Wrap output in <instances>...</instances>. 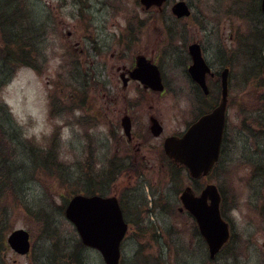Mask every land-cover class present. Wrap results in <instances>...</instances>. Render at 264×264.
Returning <instances> with one entry per match:
<instances>
[{
  "label": "rangeland",
  "instance_id": "obj_1",
  "mask_svg": "<svg viewBox=\"0 0 264 264\" xmlns=\"http://www.w3.org/2000/svg\"><path fill=\"white\" fill-rule=\"evenodd\" d=\"M5 1L18 13L13 33L17 39L29 34L32 46L31 64H21L0 83V102L19 132L8 153L15 162L7 173L10 199H0V264H105L97 250L83 246L64 216L72 195L89 192L122 199L129 226L119 264H264L260 0H184L191 15L179 20L170 10L178 0H168L161 13L144 10L139 0H0V7ZM191 41L202 44L209 61L230 60L232 65L221 155L211 172L196 180L172 165L162 150L163 139L183 131L195 114L184 79ZM104 50L108 65L113 51L123 61L146 55L158 63L167 83L163 94H145V104L134 108L133 122L143 128L145 161L129 168L106 165L126 139L109 135L121 115L107 111L103 121L97 111L101 93L94 73L101 60L97 52ZM116 107L122 109V101ZM151 117L160 122L159 136L149 130ZM10 142L0 136L2 150ZM207 183L220 192L231 235L212 261L179 200L185 186L198 194ZM18 228L29 233L27 255L6 243Z\"/></svg>",
  "mask_w": 264,
  "mask_h": 264
},
{
  "label": "water",
  "instance_id": "obj_2",
  "mask_svg": "<svg viewBox=\"0 0 264 264\" xmlns=\"http://www.w3.org/2000/svg\"><path fill=\"white\" fill-rule=\"evenodd\" d=\"M163 1L140 0L145 8L159 6ZM261 10L264 13V0H261ZM172 11L178 17L189 15V8L184 1L176 2ZM188 48L193 59L189 71L193 75L198 72L201 74L206 65L201 57L200 47L197 43H192ZM135 75L149 82L152 88L163 89L157 66L144 56L138 58ZM221 85V102L211 112L192 123L181 136H169L163 143L168 157L178 165H184L192 178L208 174L219 156L227 104L226 70L221 74ZM123 124L128 134L129 125ZM150 129L154 135H159L162 130L155 118L151 119ZM179 199L182 204L180 209H186L193 216L206 241L210 257H214L229 235L228 225L220 215L217 187L208 183L199 194H194L191 186H186ZM64 216L74 225L81 242L98 250L105 264L119 263L120 243L127 231V223L115 196L75 194L68 200ZM7 242L18 254L29 251V233L22 228L14 229L8 235Z\"/></svg>",
  "mask_w": 264,
  "mask_h": 264
},
{
  "label": "flooded vegetation",
  "instance_id": "obj_3",
  "mask_svg": "<svg viewBox=\"0 0 264 264\" xmlns=\"http://www.w3.org/2000/svg\"><path fill=\"white\" fill-rule=\"evenodd\" d=\"M163 5H169L168 0H166ZM152 9H155L157 13H161L164 10V6L161 8L151 7L150 9L144 10L148 11ZM146 19L147 18H144V20ZM176 19L179 20L178 18ZM192 42H197L199 44L201 56L206 64V67L201 74L200 72L195 75L191 74V72L189 71V66L193 64V61L188 53L189 62L184 70V79L191 91V97L193 103L195 104V114L193 120L186 126V128L183 131L178 132L176 135H181L190 126V124H192L194 121H197L204 114L211 112L220 103L222 96L221 73L224 70H227L228 83V101L225 126L227 120V111L230 103V89L232 86V65L230 64V60L226 61L223 59L218 63L209 61L205 56V51L202 44H200L198 41H191V43ZM106 51L107 50L97 52L98 57H100L101 59L100 62H98L99 69H97V72L95 71L94 73V84L97 86L99 92L101 93L99 104H97V111L100 113V118L103 121L109 117V115H107V111H113L121 115L118 119V125L116 122L113 123V127L109 130V135L118 138L124 137L126 139L125 144L123 143L125 146L122 145L123 147L121 146V148H118V146L115 147V151L111 154V159H108L106 165H108L109 168H129L131 166H135L138 163L143 164L145 161V154L143 152V144L141 140L143 136V128L139 125L138 127H136L133 122V113L137 114V111L134 108L144 103L145 99L143 98V95L145 94H163L167 89V83L165 75L158 63L156 61H153L146 55L139 53L129 61H123V58H116V52L113 51L109 54L110 58L113 60V63L108 65L107 56L104 55ZM140 56L151 59V61L158 66L160 79L163 84L162 91L154 90L150 86L151 84L149 82L143 81L135 75L137 61ZM236 64H238V62ZM117 88H121L122 90H137L139 95L137 94V97L127 96L125 94L119 95L116 91ZM119 101H122L123 105V108L120 110H118L116 107ZM100 104L105 105L106 108L104 110L101 109ZM123 123L129 125V135H127ZM120 134H122V136H120ZM118 142L120 143V140H118ZM118 202L121 205L122 199L119 200L118 198ZM194 230L196 231L195 235L198 236L199 234L197 233L199 231L197 226L194 228ZM200 238L203 240V243L207 249L204 239L201 236ZM206 256L210 261L213 260L209 257L208 252Z\"/></svg>",
  "mask_w": 264,
  "mask_h": 264
},
{
  "label": "trees",
  "instance_id": "obj_4",
  "mask_svg": "<svg viewBox=\"0 0 264 264\" xmlns=\"http://www.w3.org/2000/svg\"><path fill=\"white\" fill-rule=\"evenodd\" d=\"M6 2L7 1L4 2L5 7H0V35L2 36L0 39L1 84L5 83L12 76L13 72L18 66L21 64H31V61L28 59V53L29 47L32 46V44H30V40H27L30 38V35L25 34L20 36V34H18L17 39L16 34L13 33V26L15 25L18 13L14 11V7L10 8L9 5H6ZM258 11L260 16L263 17L259 8ZM18 134L19 132L17 131V125L15 124L8 107L3 102H0V136L6 138L9 142H12V146L9 144L11 146L9 149H6L7 145H4V150H2V145H0V199L3 197L8 200L10 199V193L13 186H10L11 182L8 180L7 173L8 171L13 170V167H15V162L8 153L14 149V143H16L15 139L17 138ZM110 169L113 170L114 168ZM43 214L44 213L42 212V215ZM1 245L2 244L0 243V248Z\"/></svg>",
  "mask_w": 264,
  "mask_h": 264
}]
</instances>
